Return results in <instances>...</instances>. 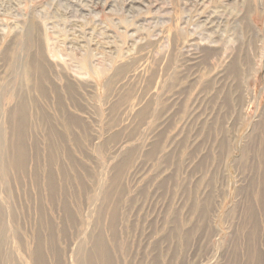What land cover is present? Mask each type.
<instances>
[{
    "label": "rangeland",
    "instance_id": "rangeland-1",
    "mask_svg": "<svg viewBox=\"0 0 264 264\" xmlns=\"http://www.w3.org/2000/svg\"><path fill=\"white\" fill-rule=\"evenodd\" d=\"M30 27L62 111L17 68ZM89 40L109 70L88 76L78 111L64 86L80 77L65 69ZM118 67L129 70L108 88ZM23 95L52 122L13 137ZM11 138L24 152L6 173ZM263 161L264 0H0V247L12 264H76L91 237L110 264H264Z\"/></svg>",
    "mask_w": 264,
    "mask_h": 264
},
{
    "label": "bare ground",
    "instance_id": "bare-ground-1",
    "mask_svg": "<svg viewBox=\"0 0 264 264\" xmlns=\"http://www.w3.org/2000/svg\"><path fill=\"white\" fill-rule=\"evenodd\" d=\"M25 33L26 34L23 37V42H24L23 43L24 49L22 51L23 57H21V60L19 61L17 59V57L15 56V62H16L17 68L21 70V74H23L22 77H23L24 81L28 85V87H27L28 88V94H32V93L38 94V96L40 97V99H42L43 102H46L47 100H53L52 105L53 104L56 105L57 106L56 109L58 111H62V108L64 107V102H63L64 98L62 97L60 90L57 87H55L54 84H52L51 87L48 88L49 79H50V77H49L50 71H49V68L46 64V60L44 57L43 46H45V43L43 42V37H42L40 31L37 28L34 29L33 27L28 28ZM74 39H72V41ZM208 42H210V41H208ZM76 44H77V42H76ZM76 44H75V42L72 43V45H74V46H73V48L70 49L71 51L69 53V57H70L72 67L71 68L68 67V69H65V71L68 74H69L70 70L74 71L76 74H78V76L80 78L78 80L76 79L75 81H74V79L70 80L68 78L66 81V85L64 86V92L70 98V100H72L71 101L72 105L74 107H76V105H77L78 111H81V110L83 111L82 107L78 106L79 102L75 101L76 100L75 97L77 95L81 94L80 91L84 90L85 87L87 86L86 79L88 78V76L99 77L101 75H105L108 73L107 70H109V69H108V67L106 68L105 66L102 65V63H103V62H101L102 60L99 62L100 65L95 64V62L96 61L98 62V60L101 57H99L100 54L97 53L98 48H96L95 45L90 43V40L88 43L86 42V43H83L82 45H80V44L76 45ZM94 46H95V48H94ZM93 59H95V61H93ZM73 63L75 65H73ZM106 63H108V62H106ZM110 63H113V59L110 61ZM14 65L15 64L13 62L12 67ZM132 66H133V64H132ZM136 67L137 66H135V68ZM115 70L116 71L114 72L113 78L111 80H109L107 83L108 88H109V86H112V82L115 81V78L123 75L126 72V70H129V68L118 67ZM70 76H73V74H70ZM28 99L29 98H26V95H23L21 97V101H20V96H17V106H16L14 111H11L9 113V120H10V122H12L14 128L16 129V134H14L13 137H24V134L26 133L27 128H28V122L34 121V119L38 120V122L40 124H47L49 122H52V119L43 110L38 109L39 111L37 112V109H36L35 116H34V114L31 115L29 113V107H28L29 103H27ZM35 105L36 104L32 101V106L34 108H36ZM197 107H198V105H197ZM148 112H149L148 108H144L142 111H140L138 113L139 119L142 118V121H143L146 118H148ZM68 119H70L72 122L75 123V124H73L72 127L67 126L68 128L71 127V129H74L75 127L79 126L80 118L70 117ZM137 120H138V118H137ZM42 132L45 134V137H49V135L51 134L52 137H54V138H56L55 134L58 133L57 129L56 128L53 129L52 126L48 131L43 130ZM70 134L73 137H78V135H74V130H72L70 132ZM17 142H18L17 138H11V139H9L8 147L5 148V146H4V149L2 148L3 157H4V160L6 163V168H5L6 173H8V170L14 171V170L18 169L20 166V164L18 162H12V159H11V156L13 155L15 148L18 149L20 157L23 155L24 148L21 144H18ZM52 150L54 152L56 150V146L53 145ZM258 151L259 152L262 151V144L260 145V148L258 149ZM260 167H264V161L260 163ZM102 196L103 197L105 196L106 199H109L110 191L108 189L104 190ZM257 199L260 203L261 208L264 210V194L259 196ZM2 215L0 212V217ZM248 217H253L256 220V214H255V211L253 208L248 209ZM5 228H6L5 225L0 224L1 232H3L5 230ZM256 239H257V236H254L253 242H255ZM90 241L92 242V245H94L93 248H87V246H86L87 241L86 240L79 242V245H78L79 251L77 254L76 264H110L107 261V252H105V251L102 252V246H103L102 243L100 241H97V240L95 243V240L92 237H91ZM19 246H20L19 244L16 245L17 248H19ZM250 247H251V250H253L254 249V243H250ZM14 251H15V249H14ZM99 256H102V257H99ZM2 258L5 259V264H12L11 261H13V257H11V255H8L7 253L3 252L2 247H0V264H1ZM156 260H157V264L161 263V261H160V263L158 262V259H156Z\"/></svg>",
    "mask_w": 264,
    "mask_h": 264
}]
</instances>
